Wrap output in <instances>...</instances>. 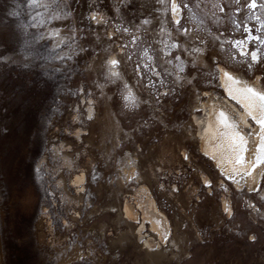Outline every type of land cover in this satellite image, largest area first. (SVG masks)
I'll list each match as a JSON object with an SVG mask.
<instances>
[{
  "label": "rangeland",
  "instance_id": "1",
  "mask_svg": "<svg viewBox=\"0 0 264 264\" xmlns=\"http://www.w3.org/2000/svg\"><path fill=\"white\" fill-rule=\"evenodd\" d=\"M253 1L178 0L177 20L173 0H0V135H11L0 144L9 217L0 224V264H264V173L257 189H238L186 136L195 87L220 90L218 62L264 78V0ZM248 30L251 47L262 52L253 66L234 44ZM105 96L120 117L123 159L138 154L144 171L162 161L160 183L149 181L176 235L159 254L134 235L120 242L127 224H118L113 211L104 235L92 230L100 215L75 219L58 183L70 174L53 143L77 140L66 125L75 126V112L84 116L88 103ZM76 150L82 158L83 146ZM141 180L131 178L127 189ZM223 196L231 199L230 212L220 209ZM43 205L52 224L41 216Z\"/></svg>",
  "mask_w": 264,
  "mask_h": 264
},
{
  "label": "bare ground",
  "instance_id": "2",
  "mask_svg": "<svg viewBox=\"0 0 264 264\" xmlns=\"http://www.w3.org/2000/svg\"><path fill=\"white\" fill-rule=\"evenodd\" d=\"M255 3L256 0L253 1V4ZM179 4L178 0H173V14L177 20L182 12ZM248 32L246 39H234V44L237 48L236 55L240 56L241 60L246 58L248 66H253L251 63L261 60L262 52L259 47H251L250 36L252 37L253 33L251 30ZM253 52L256 53V60L252 59ZM116 59L117 53L112 52L107 61L113 76L119 72L117 63H112ZM198 61L207 68L211 64L203 51L198 53ZM214 68L220 90L195 87L191 126L186 136L196 142L198 153L208 160L218 173L228 177L234 187L255 190L260 186L264 173V162L257 163L258 160L264 161V78L260 73L248 77L244 71L222 62H218ZM127 97L135 98L136 94L129 91ZM103 101L104 103L98 105H94V102L88 103L84 116L80 111L75 112L73 119L76 125H66L70 132H74L77 140L66 141L59 138L53 143L54 151L70 174L67 182L63 177L58 179V183L63 184L62 187L66 190L63 197L72 203L75 219L86 220L96 214L100 215V221L93 226V231L104 235L105 218L108 212L113 211L118 224H127L126 231L119 229L120 242L134 235L136 240L145 245L148 252L159 254L165 243L175 241L176 235L171 218L161 207L149 181L151 177L157 182L160 181L157 170L158 167L162 169V165L159 166L162 161L156 166L150 162L149 168L144 171L138 165V154H128L123 159L119 149L120 117L111 107L112 104H109L107 96ZM10 136L0 135V144L6 143ZM81 145L84 150L82 158L81 151H78L77 155L72 153V150L77 151L76 148ZM180 148L183 155L192 156L186 143H181ZM2 168L3 166H0L1 225L8 217L3 206ZM202 175L207 184L213 181L209 172H203ZM131 178L142 180L136 190L129 191L127 182ZM70 187L74 193L69 191ZM164 193L174 194L173 191ZM220 209L230 212L231 199L223 196ZM49 214L50 211L43 205L41 216L52 224Z\"/></svg>",
  "mask_w": 264,
  "mask_h": 264
},
{
  "label": "snow or ice",
  "instance_id": "3",
  "mask_svg": "<svg viewBox=\"0 0 264 264\" xmlns=\"http://www.w3.org/2000/svg\"><path fill=\"white\" fill-rule=\"evenodd\" d=\"M252 59L253 60H256L257 59V56H256V53L255 52L252 53ZM112 63L115 64L116 61L113 60ZM249 91H251V89H249ZM129 97H131V93H129ZM262 99H264V97H262ZM261 162H264V161H259V160L257 161V163H261Z\"/></svg>",
  "mask_w": 264,
  "mask_h": 264
},
{
  "label": "built area",
  "instance_id": "4",
  "mask_svg": "<svg viewBox=\"0 0 264 264\" xmlns=\"http://www.w3.org/2000/svg\"><path fill=\"white\" fill-rule=\"evenodd\" d=\"M246 39V38H245Z\"/></svg>",
  "mask_w": 264,
  "mask_h": 264
}]
</instances>
